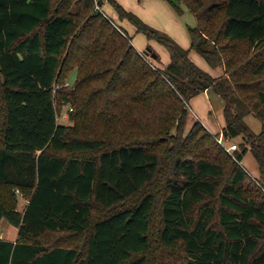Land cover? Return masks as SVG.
I'll return each mask as SVG.
<instances>
[{"label":"trees","instance_id":"16d2710c","mask_svg":"<svg viewBox=\"0 0 264 264\" xmlns=\"http://www.w3.org/2000/svg\"><path fill=\"white\" fill-rule=\"evenodd\" d=\"M171 1L195 16L188 49L98 0L167 48L158 69L95 0H0V221L19 230L0 264H264V0ZM205 92L235 158L201 121L185 135Z\"/></svg>","mask_w":264,"mask_h":264},{"label":"rangeland","instance_id":"374dc122","mask_svg":"<svg viewBox=\"0 0 264 264\" xmlns=\"http://www.w3.org/2000/svg\"><path fill=\"white\" fill-rule=\"evenodd\" d=\"M121 4L127 11H130L140 17L145 23L149 26L160 30L166 33L168 36L173 38L180 46L186 49L191 46V38L188 32L189 26L196 25L195 16L189 10L188 6L184 2H179L174 4L171 0H116ZM96 9H99L100 12L104 13L109 19L113 20V23L128 32L130 36H133L134 39L132 43L140 53L143 54V51L147 47H151L156 53L161 56V62L157 63L154 60H151L150 57L147 58V61L153 65L155 68L163 69L165 65L170 61V55L167 48L156 40H149L142 33H134L135 27L131 25L128 21H120L118 19V14L115 12L113 6L107 2H104V6L101 7L98 4V0H95ZM98 4V5H97ZM101 7V8H100ZM132 27V30L130 28ZM136 31V29H135ZM155 48V49H154ZM192 61L202 68L205 71H208L212 76L218 77L223 74V68L219 67L216 70L211 69L207 62L201 58V56L196 53L194 50L191 51ZM197 58L199 63L195 60ZM201 63V64H200ZM76 73H72L68 81V86H72L75 83ZM65 83V84H66ZM66 86V85H65ZM67 87V86H66ZM208 92H205L204 95L200 94L190 103L189 117L187 120L185 135H187L190 130L193 128L196 121H201L205 128L213 135H215L217 141L223 139V143H220L221 146L225 149L230 145L237 144L240 147L244 144L243 137H238L233 140H225L222 131L225 127V118L223 114V105L224 102L217 95H209L210 100H208ZM70 106L66 105L63 107L62 114L58 116V122L61 125H72L73 122L68 116V108ZM246 123L251 128L255 135H258L262 132V122L258 120L254 115H250L246 118ZM249 150L244 155L241 162L242 167L246 169L249 175L254 180H260V171L259 165L254 157L253 153L250 151V145L247 144ZM227 152V151H226ZM228 153V152H227ZM233 157L230 153H228ZM234 158V157H233ZM19 201V210L23 211L28 203V200L20 195ZM6 227L11 228L12 230L16 229L15 226H12L7 221H0V230L5 229Z\"/></svg>","mask_w":264,"mask_h":264},{"label":"crops","instance_id":"0c3cea01","mask_svg":"<svg viewBox=\"0 0 264 264\" xmlns=\"http://www.w3.org/2000/svg\"><path fill=\"white\" fill-rule=\"evenodd\" d=\"M130 30H132V27L130 28ZM134 33H136L135 29H134ZM135 46V45H134ZM186 48V47H185ZM155 49V48H154ZM138 51H140L139 49H137ZM141 52V51H140ZM192 58V56H191ZM195 59V58H194ZM198 63V59L196 58L195 59ZM204 60V59H203ZM169 63V62H168ZM201 64V63H200ZM208 64V63H207ZM209 66V65H208ZM210 67V66H209ZM211 68V67H210ZM208 72V71H207ZM204 95V93L202 94ZM208 96V100H210L209 98V95L207 94ZM194 102V101H193ZM192 102V103H193ZM2 221V220H1ZM6 221V220H5ZM10 224V223H9ZM13 226V225H12ZM18 233H19V230L18 228L16 227V229L12 230L11 228L9 227H6L4 230L1 229L0 230V236L3 240H7V241H11V242H16L17 241V238H18Z\"/></svg>","mask_w":264,"mask_h":264},{"label":"built area","instance_id":"2783aa9c","mask_svg":"<svg viewBox=\"0 0 264 264\" xmlns=\"http://www.w3.org/2000/svg\"><path fill=\"white\" fill-rule=\"evenodd\" d=\"M66 86L69 85V83L65 84ZM72 110V109H71ZM220 143H223V139L218 140ZM239 149L237 144L230 145L229 147L225 148V150L230 153L235 158V151Z\"/></svg>","mask_w":264,"mask_h":264},{"label":"water","instance_id":"95a60500","mask_svg":"<svg viewBox=\"0 0 264 264\" xmlns=\"http://www.w3.org/2000/svg\"><path fill=\"white\" fill-rule=\"evenodd\" d=\"M143 54L147 57H151L152 59L156 60L158 58V55L156 52L153 51L151 47H147L144 51Z\"/></svg>","mask_w":264,"mask_h":264}]
</instances>
